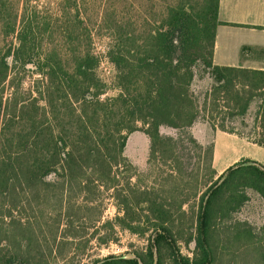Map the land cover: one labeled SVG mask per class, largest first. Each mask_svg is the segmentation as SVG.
<instances>
[{"label": "trees", "instance_id": "trees-1", "mask_svg": "<svg viewBox=\"0 0 264 264\" xmlns=\"http://www.w3.org/2000/svg\"><path fill=\"white\" fill-rule=\"evenodd\" d=\"M165 1L154 23L145 19L138 28L129 16L105 27L118 92L104 99L101 58L90 42L79 47L78 33H62L68 48L38 50L31 21L0 0L2 34L16 40L0 53V264H50L56 249L61 255L69 240L57 241L54 233L48 241L24 212L55 197L57 230L66 193H79L94 179L114 187L120 177L113 167L132 166L124 150L136 131L148 138L147 162L172 161L180 174L172 171L171 186L160 191H134L129 178L115 190L113 222L146 243L139 252L91 264H264V221L258 226L239 216L250 193L264 205V165L243 158L214 178L213 142L203 145L192 132L206 123L264 146V69L213 63L216 28L224 24L219 0ZM30 69L39 75L37 85L23 96L11 91V72ZM199 72L209 79L202 88L195 86ZM164 128L176 134H163ZM193 147L206 151L210 171L197 181L196 205L186 209L189 198L176 180L191 174L184 158ZM71 226L69 220L66 229Z\"/></svg>", "mask_w": 264, "mask_h": 264}, {"label": "rangeland", "instance_id": "rangeland-1", "mask_svg": "<svg viewBox=\"0 0 264 264\" xmlns=\"http://www.w3.org/2000/svg\"><path fill=\"white\" fill-rule=\"evenodd\" d=\"M74 1V2H73ZM4 3L16 5V12L25 16V20L31 21L33 31L36 33L38 50H52L56 46L63 50L69 45L63 42L62 33H78L80 38L79 47L87 45L98 57L101 63L97 68V73L105 80L103 97H113L117 95L118 86L114 77V67L108 59H105V52L110 46L111 32L105 28L111 25L114 29L121 18L135 16L137 27L141 28L143 21L147 19L154 23L158 13L162 11L165 0H3ZM9 5V4H8ZM105 20V22H104ZM49 26H47V24ZM21 27V25H18ZM17 27V29H18ZM3 20L0 19V53H3L12 42H16L14 34L11 36L4 33ZM89 35V36H88ZM76 40V41H77ZM195 81L196 87H205L209 79L205 73L199 72ZM39 75L32 69L11 72L8 80L10 89H17L21 96L25 95L32 85H37L36 79ZM202 79V80H201ZM7 90V94L10 92ZM23 94V95H22ZM219 130V129H217ZM216 130V131H217ZM163 134L175 135L176 131L170 128L161 130ZM206 123H197L192 128L196 139L203 145L213 142V134L216 132ZM237 134V133H236ZM244 137L248 142V153L254 155L255 150L259 149L252 141L251 136L237 134ZM253 137V136H252ZM148 138L142 132L136 131L128 135L124 154L132 166L121 163L113 167L116 171L119 182L114 187L107 181L94 179L87 183V187L74 193H66L62 199V212L58 229L54 227L57 218V199L48 197L47 201H37L34 211H25L23 215H28L24 219L40 224L39 228L43 232V237L53 242L54 233L56 240L67 239L69 244H63L59 249V254L52 255L50 264H91L96 258L119 253L141 251L145 246V236L133 234L127 229H122L113 222L117 214V199L113 195L115 190H120L121 186L126 187L127 179L134 184V191L137 189H154L160 191L168 189L172 181L167 177L173 171V175L179 176L178 167L172 161L165 162L161 159L147 162L148 158ZM241 149V148H240ZM246 149V147L244 148ZM191 157L184 158L187 171L191 174L177 179L178 187L183 195L188 196L189 201L184 204V208L196 205L197 181L204 175L209 174V161L204 149L193 147L189 151ZM249 158V157H248ZM252 159V158H250ZM234 164V163H233ZM218 174L216 173L214 178ZM251 200L246 204L240 213V217L249 219L255 225H262L264 221V205L254 194L250 193ZM141 209L140 207L138 208ZM17 215V212H16ZM35 220V221H34ZM72 221L69 231L66 223ZM108 221V222H107ZM104 224V225H103ZM109 238L103 241L106 236ZM64 237V238H62ZM192 247V244H191ZM190 248V246H189ZM182 253H190L181 243Z\"/></svg>", "mask_w": 264, "mask_h": 264}, {"label": "crops", "instance_id": "crops-1", "mask_svg": "<svg viewBox=\"0 0 264 264\" xmlns=\"http://www.w3.org/2000/svg\"><path fill=\"white\" fill-rule=\"evenodd\" d=\"M218 19L224 24L216 28L213 63L264 69V0H219ZM248 145L245 138L236 133L217 130L213 134L212 167L215 172L219 175L228 166L248 157L264 165V146L256 144L259 149L250 155Z\"/></svg>", "mask_w": 264, "mask_h": 264}, {"label": "bare ground", "instance_id": "bare-ground-1", "mask_svg": "<svg viewBox=\"0 0 264 264\" xmlns=\"http://www.w3.org/2000/svg\"><path fill=\"white\" fill-rule=\"evenodd\" d=\"M230 138V137H229ZM222 140V139H221ZM230 140V139H229ZM220 143V142H219ZM224 144V143H223ZM228 144V143H227ZM229 144H231V143H229ZM234 144V143H233ZM232 144V145H233ZM222 146H224V145H222ZM231 146V145H230ZM221 148V147H220ZM236 149V148H235ZM218 150H219V147H218ZM228 150H229V148H228ZM230 151V150H229ZM232 151V150H231ZM220 152H221V149H220ZM225 152V151H224ZM238 152H239V150H238ZM235 153V152H234ZM233 153V154H234ZM237 153V152H236ZM235 155V154H234ZM234 157V156H233ZM240 157V156H239ZM230 158V157H229ZM232 158V157H231ZM235 158V157H234ZM232 163V162H231ZM229 167V166H228ZM220 169V168H219ZM221 170V169H220Z\"/></svg>", "mask_w": 264, "mask_h": 264}, {"label": "built area", "instance_id": "built-area-1", "mask_svg": "<svg viewBox=\"0 0 264 264\" xmlns=\"http://www.w3.org/2000/svg\"><path fill=\"white\" fill-rule=\"evenodd\" d=\"M105 57V59H107V57L106 56H104ZM101 63V62H100Z\"/></svg>", "mask_w": 264, "mask_h": 264}]
</instances>
